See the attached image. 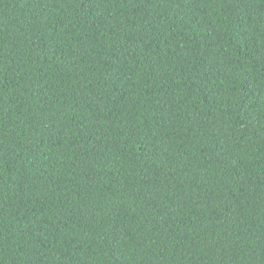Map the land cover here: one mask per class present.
<instances>
[{"label":"trees","instance_id":"trees-1","mask_svg":"<svg viewBox=\"0 0 264 264\" xmlns=\"http://www.w3.org/2000/svg\"><path fill=\"white\" fill-rule=\"evenodd\" d=\"M0 264H264V0H0Z\"/></svg>","mask_w":264,"mask_h":264}]
</instances>
